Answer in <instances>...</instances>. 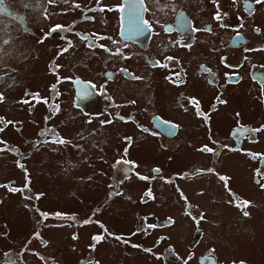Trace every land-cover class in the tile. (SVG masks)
Instances as JSON below:
<instances>
[{
  "label": "flooded vegetation",
  "instance_id": "obj_1",
  "mask_svg": "<svg viewBox=\"0 0 264 264\" xmlns=\"http://www.w3.org/2000/svg\"><path fill=\"white\" fill-rule=\"evenodd\" d=\"M0 94V185L7 186L0 187V264H103V238H93L110 231L102 215L119 195L108 178L113 171L139 183L125 200L143 207L133 228L143 235L137 251L152 264H253L205 247L208 220L196 212L200 201L188 184L209 180L228 203L257 207L259 197L232 185L229 171L238 167L227 158L239 155L264 196V0H0ZM67 113L77 118L70 134ZM98 137V154L107 156V175L97 179L110 187L106 199L84 214L47 206L45 191L33 194L31 161L39 149L84 155ZM3 160L12 166L7 177ZM166 186L175 188L174 200L158 197ZM13 198L31 209L30 222L17 220ZM239 210L253 216L248 207ZM60 244L65 254L50 255Z\"/></svg>",
  "mask_w": 264,
  "mask_h": 264
},
{
  "label": "rangeland",
  "instance_id": "obj_2",
  "mask_svg": "<svg viewBox=\"0 0 264 264\" xmlns=\"http://www.w3.org/2000/svg\"><path fill=\"white\" fill-rule=\"evenodd\" d=\"M128 93L129 91L126 90V94ZM65 117L64 121L68 123L63 127H67L70 134L75 126H68V124L77 118H74L72 114L69 115V113L65 114ZM29 126L32 127V125ZM87 130L88 127L85 126L82 132L85 133ZM105 139L108 140L110 138L105 137ZM100 140V137L97 140L94 138L90 145L85 147L84 155L71 154L65 147L54 149L53 145L47 149H39V155L34 156L31 161V166L35 169L36 175V178L32 179L35 184L33 186V194L38 193V196H40L45 191L47 196L44 199L48 201L47 206L64 208V210L72 211L73 213L84 212V214L90 211V207L94 206V202L106 199L110 187H105L97 180L100 175H107L104 170L107 156L98 154L101 149L98 143ZM261 147L264 148V144ZM188 149L189 151L187 152L191 158L196 157L197 160L200 157L192 151L191 147ZM121 152L120 150V154ZM153 152L156 153V149ZM156 154L158 155V152ZM227 161L238 167V169L229 171L234 175L232 185L244 195L250 196L256 201L259 197V204L257 207H255V204H250L248 209L253 216L249 218L248 215L245 218L240 214V210L234 202H227L228 198L220 184L218 187L216 183H213L215 187H212L209 185V180L189 182L188 189L194 192L195 198L200 201V203L198 201L195 203V210L203 214L205 220H208L205 224L209 230L204 236L203 242L205 247L210 245L217 254L226 260L241 258L244 261H251L253 264H264V196L254 187V183L251 180L252 172L248 170L247 163L244 162L242 156L228 157ZM242 162L244 163L243 166H239ZM118 163V161H115V165ZM125 163L127 162L125 161ZM188 165H182V167H187ZM1 167L3 169L1 176L7 177V173L12 166L7 163V160H3ZM32 174L30 173V175ZM11 176L14 175L9 177ZM133 177L131 174L128 178H124L123 175H117L114 171L108 175L111 185L118 190L119 195L115 198V204L111 208L106 209L102 215L108 221V229L110 230L105 231L101 235L103 238L101 245L104 252L102 253L103 264H152L149 257L137 251L138 244L143 240V235L139 229L133 228V216L143 210V207L140 208L138 204L133 207L129 206V203L125 200V195L131 194V186H136L138 183L137 181H132ZM105 178L107 179V176ZM81 191H84L81 194L85 195L83 201L77 200V196H75ZM157 194L160 199L167 196L174 200L176 190L174 187L166 186L157 190ZM143 195L146 194L144 193ZM13 199L15 200L13 204L16 206L9 205V208L17 209V220L21 221L26 217V220L30 222L31 215L28 212L31 209L24 207L25 205L22 208L17 204V198ZM42 204L44 206V200ZM161 210L163 209L161 208ZM178 225L180 227L176 232L178 234L181 233L180 238L182 241L184 222L179 221ZM56 232H59L58 234L61 236L66 234V229H52V233L55 234ZM86 232L84 231L83 238L88 236L89 232ZM108 232L117 236H127L128 239L126 242L118 241L113 237L105 236ZM65 248V244H60L49 254L55 257L53 252H56L62 257L65 254ZM36 260L39 259L36 258Z\"/></svg>",
  "mask_w": 264,
  "mask_h": 264
},
{
  "label": "snow or ice",
  "instance_id": "obj_3",
  "mask_svg": "<svg viewBox=\"0 0 264 264\" xmlns=\"http://www.w3.org/2000/svg\"><path fill=\"white\" fill-rule=\"evenodd\" d=\"M129 15H130V18H131L132 21H133V28H134V30L136 31L137 34L141 33L144 29L140 26V23H139L138 20H137V13H136V9H135L134 7L131 9ZM216 18L219 19V18H220L219 15H217ZM66 50H67V49H65V51H66ZM169 59H171V58H169ZM133 78H134V79H139L138 77H133ZM82 95H83V96H87V95H89V92H88V90H87L86 88L82 90ZM2 101H3V96H2V94H0V102H2ZM24 102L26 103L27 101H24ZM191 103L196 104V101H195V100H192ZM198 114H201V115H202V113H199V110H198ZM0 122H3V121H2V118H0ZM8 123H11V122H8ZM165 127H166V130H168L169 132L171 131V126L165 125ZM0 130H2V129H0ZM238 132H239L240 134H244V133H245V130L241 127L240 129H238ZM127 139L129 140V142H131V138H127ZM57 142H58V143H65V141L62 140V139L59 140V141H57ZM0 143H3V142L0 141ZM3 150H4V149H0V151H3ZM201 150H202V151H211V149H208L207 146H205V148H203V149H201ZM20 167H23V165H20ZM154 171H159V170H154ZM258 174H259V173H258ZM219 178H220V180L225 181V183H226V181H227V179H228V178H226V177H224V176H220ZM145 179H147V178H145ZM258 182H259V181H258ZM0 187H7V186H5V185H0ZM262 187H264V185H262ZM9 190L12 191V192L23 191L22 189H16V188H9ZM147 195H151V193L149 192V193H147ZM233 196H234V199L239 200L238 197H235V194H233ZM249 205H250V202H249V201H243L242 203H237V204H236V206L239 207V208H241V209L246 208V207H248ZM43 215L45 216V218L47 217V214H43ZM56 215H57V217L59 218V217H61L63 214H59V213H57ZM186 215H191V213L186 212ZM243 215L248 216L249 213L246 212V211H244V212H243ZM192 219L195 220L197 223H199V220H198L195 216H192ZM200 219H203V214H201ZM93 239L99 241L100 239H102V237H101V236H96V237H94ZM118 239H119V238H118ZM91 247L94 249V245L91 246ZM210 252H214V250H210ZM208 264H212V261L209 260V261H208Z\"/></svg>",
  "mask_w": 264,
  "mask_h": 264
}]
</instances>
